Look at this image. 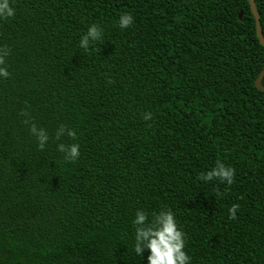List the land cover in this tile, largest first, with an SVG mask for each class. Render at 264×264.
I'll return each instance as SVG.
<instances>
[{
  "label": "trees",
  "instance_id": "16d2710c",
  "mask_svg": "<svg viewBox=\"0 0 264 264\" xmlns=\"http://www.w3.org/2000/svg\"><path fill=\"white\" fill-rule=\"evenodd\" d=\"M13 6L0 20V264H147L131 249L137 208L175 213L191 264H264V46L248 1ZM124 11L134 22L120 29ZM90 23L104 40L84 53ZM21 109L50 136L73 128L78 159L55 140L36 149ZM217 161L231 185L197 179Z\"/></svg>",
  "mask_w": 264,
  "mask_h": 264
},
{
  "label": "clouds",
  "instance_id": "9594fccd",
  "mask_svg": "<svg viewBox=\"0 0 264 264\" xmlns=\"http://www.w3.org/2000/svg\"><path fill=\"white\" fill-rule=\"evenodd\" d=\"M15 15L13 0H0V20L12 18ZM134 17L131 12H121L116 20L120 29H126L133 24ZM104 40V30L97 23H90L80 35L78 47L84 53L97 51L96 45ZM7 50L0 48V80L10 77L7 69L5 56ZM20 115L24 117L22 123L27 125V132L35 141L36 149L43 151L50 140L58 141L55 149L62 154L65 162H75L80 156V145L77 140V132L67 125L60 123L50 136L49 132L42 126L32 121L29 113L21 109ZM151 113H144L143 119L148 120ZM71 138L68 143L62 137ZM197 179L204 182L217 181L229 186L234 180V169L217 161L215 165L203 172L197 173ZM217 195H222L218 192ZM239 205L233 203L227 210L229 218H235ZM134 228L132 236V252L143 257L147 252V264H191L192 258L187 253L185 245L187 236L183 227L178 224L175 213L168 208L149 213L143 208H137L131 219Z\"/></svg>",
  "mask_w": 264,
  "mask_h": 264
},
{
  "label": "water",
  "instance_id": "95a60500",
  "mask_svg": "<svg viewBox=\"0 0 264 264\" xmlns=\"http://www.w3.org/2000/svg\"><path fill=\"white\" fill-rule=\"evenodd\" d=\"M247 1L249 4V8L251 10V13L253 15V18H254L255 33H256L257 39H258L259 43L264 46V36L262 34V31H261L260 19H259L258 11L256 9L254 0H247ZM241 13H242L241 11L238 12V18L241 17ZM263 74H264V68L261 69V71L258 73V75L256 76V78L254 80L255 86L261 90H264V86L260 82Z\"/></svg>",
  "mask_w": 264,
  "mask_h": 264
}]
</instances>
